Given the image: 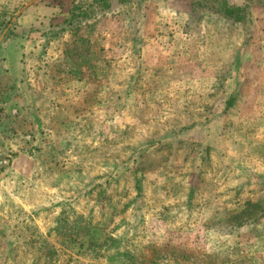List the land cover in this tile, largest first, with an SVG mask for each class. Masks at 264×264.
Segmentation results:
<instances>
[{"label":"rangeland","instance_id":"1","mask_svg":"<svg viewBox=\"0 0 264 264\" xmlns=\"http://www.w3.org/2000/svg\"><path fill=\"white\" fill-rule=\"evenodd\" d=\"M0 6V264H264V0Z\"/></svg>","mask_w":264,"mask_h":264},{"label":"built area","instance_id":"2","mask_svg":"<svg viewBox=\"0 0 264 264\" xmlns=\"http://www.w3.org/2000/svg\"><path fill=\"white\" fill-rule=\"evenodd\" d=\"M11 162L10 155L5 151L2 146V141L0 138V176L6 171Z\"/></svg>","mask_w":264,"mask_h":264},{"label":"trees","instance_id":"3","mask_svg":"<svg viewBox=\"0 0 264 264\" xmlns=\"http://www.w3.org/2000/svg\"><path fill=\"white\" fill-rule=\"evenodd\" d=\"M221 6L224 15L231 18L236 17V15L244 11L243 8L229 6L227 2H223Z\"/></svg>","mask_w":264,"mask_h":264},{"label":"crops","instance_id":"4","mask_svg":"<svg viewBox=\"0 0 264 264\" xmlns=\"http://www.w3.org/2000/svg\"><path fill=\"white\" fill-rule=\"evenodd\" d=\"M2 10H3V7H2V6H0V15L2 14V13H1V12H2ZM30 10H31V9H30ZM29 13H31V12H28L27 14H29ZM25 15H26V14H25ZM25 15H24V16H25ZM24 16H22V17L18 18V20H19V19H20V20H21V19H23V20L25 21L26 17H24ZM0 17H1V16H0ZM23 20H22V22H24ZM0 32H1V30H0ZM1 37H2V36H1ZM0 56H1V54H0Z\"/></svg>","mask_w":264,"mask_h":264}]
</instances>
